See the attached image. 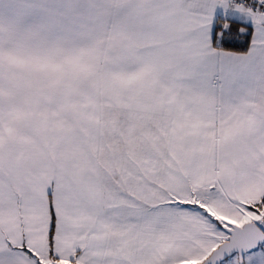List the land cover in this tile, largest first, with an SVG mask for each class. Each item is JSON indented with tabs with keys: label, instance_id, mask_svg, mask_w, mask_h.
Listing matches in <instances>:
<instances>
[{
	"label": "snow or ice",
	"instance_id": "obj_1",
	"mask_svg": "<svg viewBox=\"0 0 264 264\" xmlns=\"http://www.w3.org/2000/svg\"><path fill=\"white\" fill-rule=\"evenodd\" d=\"M0 264H264V0H0Z\"/></svg>",
	"mask_w": 264,
	"mask_h": 264
}]
</instances>
